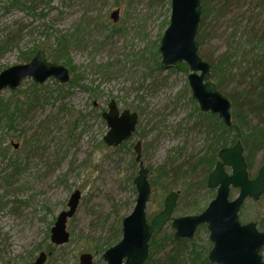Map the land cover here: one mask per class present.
Wrapping results in <instances>:
<instances>
[{
    "label": "rangeland",
    "instance_id": "obj_1",
    "mask_svg": "<svg viewBox=\"0 0 264 264\" xmlns=\"http://www.w3.org/2000/svg\"><path fill=\"white\" fill-rule=\"evenodd\" d=\"M201 4L206 13L198 53L218 66L210 81L230 100L232 122L250 138L246 148L235 130L225 133L224 148L241 141L255 178L264 165V0ZM171 9V0H0V73L29 63L36 48L55 63L65 37L70 66L64 59L56 64L71 74L65 85L54 78L43 85L26 80L0 94V264H31L42 252L46 264H80L84 254L93 264H107L102 256L122 239L123 219L136 206L139 142L151 184L148 221L171 191L179 192L153 260L208 259L213 243L207 225L193 239L175 240L171 223L200 214L215 199L217 189L207 187L209 166L201 162L214 154L219 161L223 141H216L223 132L212 131L219 116L203 113L194 100L189 66L162 64ZM116 10L117 23L111 18ZM112 100L120 111L138 115L135 132L117 148L103 140L108 127L102 114ZM76 191L81 199L67 222L70 240L56 245L51 230ZM237 195L232 189L231 200ZM239 217L264 232V194L258 202L247 199ZM150 256L145 264H152Z\"/></svg>",
    "mask_w": 264,
    "mask_h": 264
},
{
    "label": "water",
    "instance_id": "obj_2",
    "mask_svg": "<svg viewBox=\"0 0 264 264\" xmlns=\"http://www.w3.org/2000/svg\"><path fill=\"white\" fill-rule=\"evenodd\" d=\"M171 21L160 45L162 64L165 67L186 63L190 70L189 84L194 100L203 113L218 115L227 127L232 124L230 100L223 95L211 80V65L198 53L196 40L202 21L201 0H171ZM120 11L111 14L117 23ZM54 78L59 84L71 81L70 70L47 60L44 51L26 64L12 66L0 73V94L5 90H17L26 80L43 85ZM108 132L104 137L107 146L117 148L128 141L136 130L138 115L129 110L120 111L112 100L108 110L102 114ZM139 174L134 180L138 195L133 212L122 222V239L103 254L107 264H145L150 256V241L153 235L163 231L176 209L179 192L171 191L165 199L164 207L151 222L147 217V205L151 196L149 169L142 160V146L134 147ZM230 169V172L227 171ZM209 189H217L214 200L198 215L174 218L171 223L175 229L174 239H193L199 226L207 225L213 248L208 255L211 264H264V232L257 223L242 224L240 210L247 199L258 202L264 194V165L255 178H251L244 154V147L238 141L230 148L219 151V161L207 179ZM232 189L238 195L231 200ZM81 199L80 191L74 192L68 202V210L57 218L51 230V241L56 245L69 242L68 219L77 211ZM47 255L42 252L31 264H46ZM80 264H93L90 254L80 258Z\"/></svg>",
    "mask_w": 264,
    "mask_h": 264
},
{
    "label": "trees",
    "instance_id": "obj_3",
    "mask_svg": "<svg viewBox=\"0 0 264 264\" xmlns=\"http://www.w3.org/2000/svg\"><path fill=\"white\" fill-rule=\"evenodd\" d=\"M205 13H206V9L204 7V9L202 11V14L205 16ZM68 44L69 43H68V41H67V39L65 37H62L59 40V42L57 44V49H55L56 55L53 56V62L58 63L61 59H64L65 64H68L70 66L69 60H67ZM39 51H41V50H39V48H36L35 50H33L32 53H34V52H37L38 53ZM217 67L218 66H215V65L211 66V71L213 72L214 76H216ZM219 67L222 70V66H219ZM237 115L235 114V117H237ZM215 118L217 119V122L218 123H217V125L214 127V129L212 131L219 130V131L223 132V134L220 136V138L216 141V145H218L220 141H223L222 143H220L221 144V149H223L225 146H227V142L224 140L223 136L225 135V133L232 132V131L235 130L237 132L236 138L238 140L239 139H242L245 147L246 148L249 147V145H250V138L245 137L243 135V133L241 131V128L239 126V122L238 123L236 121L235 122H232L231 126L230 127H227L224 124V122H221L219 120L218 117H215ZM217 159H218V155L217 154L216 155L214 154L212 160H202L201 163H205V164H207L209 166L208 175L212 172V170H213V168H214V166H215V164L217 162ZM246 161H247V164H248L249 174L251 175V172L253 170L251 158L250 157H246ZM176 171L177 172H180L181 171V167H179ZM158 242H159L158 241V234L153 235L152 241H151L152 255L150 256V259L148 261L149 263H152V264H160V262H156V261L153 260V253H154V251L158 247H160L159 249H161L163 247V246L159 245ZM175 263H177V258H176V256L173 255V256L170 257V264H175ZM192 264H211V263L208 261V259H203L200 262V261H198L196 259V256H195V258L192 260Z\"/></svg>",
    "mask_w": 264,
    "mask_h": 264
}]
</instances>
